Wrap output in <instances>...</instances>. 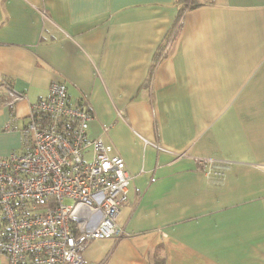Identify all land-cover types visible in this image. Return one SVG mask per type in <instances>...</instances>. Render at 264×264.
Wrapping results in <instances>:
<instances>
[{
    "label": "crops",
    "instance_id": "crops-1",
    "mask_svg": "<svg viewBox=\"0 0 264 264\" xmlns=\"http://www.w3.org/2000/svg\"><path fill=\"white\" fill-rule=\"evenodd\" d=\"M176 15L175 0H0V156L22 150L11 113L20 129L63 82L134 176L128 236L93 241L88 264H264V0L188 11L156 66Z\"/></svg>",
    "mask_w": 264,
    "mask_h": 264
},
{
    "label": "built area",
    "instance_id": "built-area-1",
    "mask_svg": "<svg viewBox=\"0 0 264 264\" xmlns=\"http://www.w3.org/2000/svg\"><path fill=\"white\" fill-rule=\"evenodd\" d=\"M15 120L11 113L4 130H19L22 150L0 156V255L10 264H88L93 241L127 237L117 219L134 176L89 137L88 100H71L66 84L54 82L23 127ZM217 164L199 160L208 178L222 180Z\"/></svg>",
    "mask_w": 264,
    "mask_h": 264
},
{
    "label": "trees",
    "instance_id": "trees-1",
    "mask_svg": "<svg viewBox=\"0 0 264 264\" xmlns=\"http://www.w3.org/2000/svg\"><path fill=\"white\" fill-rule=\"evenodd\" d=\"M213 1L214 0H175V7L177 8L176 19L174 21L172 28L169 31L167 39L165 40L163 45L159 48L158 53L156 54L155 57L156 66L166 56L168 42L169 40H171L172 37L174 38L179 33L186 13L198 7L212 4Z\"/></svg>",
    "mask_w": 264,
    "mask_h": 264
},
{
    "label": "rangeland",
    "instance_id": "rangeland-1",
    "mask_svg": "<svg viewBox=\"0 0 264 264\" xmlns=\"http://www.w3.org/2000/svg\"><path fill=\"white\" fill-rule=\"evenodd\" d=\"M66 203H67V204H71L72 201H71V200H66Z\"/></svg>",
    "mask_w": 264,
    "mask_h": 264
}]
</instances>
